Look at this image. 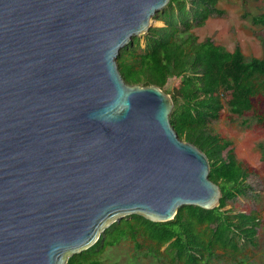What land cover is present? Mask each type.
<instances>
[{
	"label": "water",
	"instance_id": "95a60500",
	"mask_svg": "<svg viewBox=\"0 0 264 264\" xmlns=\"http://www.w3.org/2000/svg\"><path fill=\"white\" fill-rule=\"evenodd\" d=\"M170 0H0V264H66L129 216L213 210L174 103L117 56Z\"/></svg>",
	"mask_w": 264,
	"mask_h": 264
},
{
	"label": "trees",
	"instance_id": "16d2710c",
	"mask_svg": "<svg viewBox=\"0 0 264 264\" xmlns=\"http://www.w3.org/2000/svg\"><path fill=\"white\" fill-rule=\"evenodd\" d=\"M218 3L219 0H170L153 17L163 26H151L142 36L134 37L120 50L116 61L127 84L156 86L170 94L174 103L171 125L181 140L207 156L209 178L222 192L219 206L213 210L183 206L172 220L162 223L136 215L126 217L135 224L125 219V228L117 223L111 225L93 246L70 257L66 264H103L99 258L103 249L115 246L128 233L134 237L135 227H141L143 234L157 244H168L171 260H183L185 264L208 262L217 248L236 253L239 242L242 247L256 246V216L224 210L229 201L246 195L250 189L246 181L255 169L238 160L231 142L213 133L209 124L221 117L226 105L231 119L251 113L255 125L264 129V56L246 58L238 47L230 52L208 38L197 41L191 30L210 17L222 16ZM244 10L245 21L264 28V6L257 14ZM261 44L264 49V38ZM171 80L177 83L169 92L165 87ZM260 150L264 163V144H260ZM196 225H206L208 235L197 232Z\"/></svg>",
	"mask_w": 264,
	"mask_h": 264
},
{
	"label": "rangeland",
	"instance_id": "374dc122",
	"mask_svg": "<svg viewBox=\"0 0 264 264\" xmlns=\"http://www.w3.org/2000/svg\"><path fill=\"white\" fill-rule=\"evenodd\" d=\"M245 4V7H242ZM218 9L223 10L222 16L208 18L202 26L194 27L191 31L201 42L210 39L215 45L223 46L232 52L238 47L246 57L262 58L264 49L261 39L264 38V28L254 26L242 18L244 11L257 14L264 6V0H219ZM154 26H163L161 21L152 20ZM141 49L144 47L140 38ZM177 82L171 80L165 87L169 92ZM170 95V94H168ZM264 100V91H263ZM264 109V102L262 103ZM213 133L231 142L235 157L247 162L255 169V173L247 179L250 189L245 196L229 201L224 210L233 214H253L258 220L256 246L242 247L232 253L230 250H215V256L208 262L199 264H264V163L261 158L260 144H264V129L255 125L251 113L241 117L230 118L228 107L225 105L221 117L209 124ZM225 154V152L223 153ZM132 224L131 218H123L117 224L125 228L123 221ZM134 237L128 233L113 247H105L99 258L103 264H185L183 260L172 261V253L167 245H159L143 234L141 227H135ZM195 230L208 235L206 225H196Z\"/></svg>",
	"mask_w": 264,
	"mask_h": 264
}]
</instances>
